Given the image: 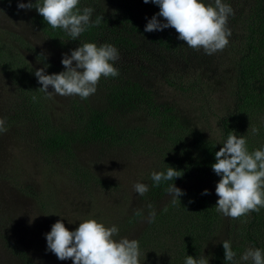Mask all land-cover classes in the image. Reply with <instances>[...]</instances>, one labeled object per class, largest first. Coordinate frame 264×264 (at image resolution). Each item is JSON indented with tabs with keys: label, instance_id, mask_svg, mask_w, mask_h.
Listing matches in <instances>:
<instances>
[{
	"label": "rangeland",
	"instance_id": "1",
	"mask_svg": "<svg viewBox=\"0 0 264 264\" xmlns=\"http://www.w3.org/2000/svg\"><path fill=\"white\" fill-rule=\"evenodd\" d=\"M256 0H223L234 10L228 19L227 27L231 30L228 46L214 55H206L203 49L197 51L178 40V61L164 60L162 57L155 65L169 68V81L161 74L162 69L150 66L138 67L130 65L122 72V83H140L150 91L152 106H166L171 109L181 124L189 131L197 132L219 148L225 141L222 138L219 118L232 112L236 100V71L241 49L245 38V24ZM28 3L29 0H0V36L5 39V32H12L35 47L53 66L62 68L64 54L70 56L71 51L51 44L32 19V10H19L17 3ZM35 4V0H31ZM105 10L125 8L133 12L149 13L154 16L159 7L143 3V0H97ZM205 5L214 0H201ZM143 42L144 38L138 36ZM22 56L36 70L42 69L41 62L31 53L21 51ZM156 59L157 53H149ZM174 67H170V65ZM75 66V62H73ZM46 74V73H45ZM40 85L39 88H41ZM16 86L0 69V118L5 119V132L0 133V264H21L18 256L11 248L18 246L35 264H72L71 260L61 261L48 252L45 234L57 221H62L69 231H75L79 223L95 219L105 227L116 226L119 229L114 239L137 240L150 224L148 214L152 209L156 212L172 198L150 197L148 192L141 197L133 189L136 183L149 186L152 172H159L158 154L149 147L135 150L130 146L108 144H80L76 147V160L80 166L89 170L92 179L84 180L76 175L74 169L62 167V161L53 157H44L38 146L37 128L30 123L20 107V93ZM35 92V90H32ZM30 94H35L34 92ZM49 91H53L51 86ZM26 94V92H21ZM45 102L51 120L56 125L70 128L73 120H69L71 106L74 101L104 108L106 96L97 86L95 94L81 100L79 96H59L49 98L39 91ZM148 106V104H147ZM149 108V106H148ZM110 122L120 128L141 130L144 140L150 146L159 142L157 125L149 115V110L140 108L128 113L114 112ZM69 120V121H68ZM177 120V121H178ZM257 121L264 124V114ZM65 123V124H60ZM54 124V125H55ZM264 148V140L253 146L252 151ZM86 179V178H85ZM215 182L194 183L190 187H204L215 193ZM218 198V197H217ZM219 199V198H218ZM140 212L141 215H136ZM239 219L223 216L222 228L209 241L205 255L211 256L217 245L231 240L238 245L237 232ZM258 229L264 231V219L258 223ZM255 248L245 242L239 251L236 261L239 264H252L241 261V255L248 249ZM139 264H161L156 256L147 253L139 255ZM209 264V263H208Z\"/></svg>",
	"mask_w": 264,
	"mask_h": 264
},
{
	"label": "trees",
	"instance_id": "2",
	"mask_svg": "<svg viewBox=\"0 0 264 264\" xmlns=\"http://www.w3.org/2000/svg\"><path fill=\"white\" fill-rule=\"evenodd\" d=\"M255 2L247 17L242 53L238 60L235 106L232 112L219 118L223 140L226 142L232 132L237 136H245L249 152H252L253 146L259 141L264 140V124L257 121L264 114V0ZM78 7L81 10L85 7L93 8L92 21L97 17L104 19L98 27H90L75 41L62 30H53L34 8L32 19L47 40L62 49L72 50L83 43L115 46L119 52V60L114 67L118 69L119 75L115 78L102 77L97 85L106 93L104 108L93 106L87 101L84 104L74 101L69 115V120H73L70 128L56 125L51 120L39 94L40 84L34 75L37 70L24 59L21 51L31 53L40 61L39 65L45 69L47 75L59 74L62 68L53 66L42 53L19 35L9 31L5 32L4 40L0 36V69L16 86L15 92L21 95L20 107L38 130L41 154L47 159L59 158L62 167L74 169L76 175L90 180L92 175L89 170L80 166L76 160L75 149L78 145H128L135 150L143 146L144 150L151 147L160 160L159 172H166L169 166L180 171L181 177L156 187L150 180L148 195L152 198H164L168 195L166 189L173 183L185 195L175 202L171 198L156 212L154 222H150L147 231L137 239L140 254L156 256L161 264H184L187 256L194 259L204 256L209 264H225L222 242L210 257L205 255L209 241L222 228L223 215L214 208L218 198L208 189L210 194L202 195L206 189L204 187H190L194 183L219 182L220 177L212 171L211 165L215 163V153L220 148L197 132L189 131L172 115L170 108L157 105L151 107L150 99L153 97L140 83L123 84L121 81L122 72L132 64L162 69V76L169 81L167 77L170 69L155 63L160 64L159 60L163 56L166 62L179 60L175 56L178 45L174 31L168 28L145 32V26L154 12L151 15L147 12L139 14L125 8L105 10L97 0H80ZM158 19L165 22L163 18ZM138 36L144 38L142 43L137 40ZM149 53H157L156 59H152ZM170 67L174 65L171 64ZM31 91L36 95L30 94ZM33 96L37 97L36 101L32 99ZM140 108L149 110V115L157 125L156 136L159 142L154 145L150 146L148 139L143 141L145 133L141 130L120 128L110 122V115L116 111L128 113ZM254 128L259 130L258 133H253ZM263 219L264 208L259 213L251 212L239 218L237 232L241 241L238 245L231 242L232 250L236 252V260L240 247L245 242L261 249L264 254V231L257 228ZM11 250L18 256L21 264H35L20 247L15 246Z\"/></svg>",
	"mask_w": 264,
	"mask_h": 264
},
{
	"label": "clouds",
	"instance_id": "3",
	"mask_svg": "<svg viewBox=\"0 0 264 264\" xmlns=\"http://www.w3.org/2000/svg\"><path fill=\"white\" fill-rule=\"evenodd\" d=\"M159 7V12L148 20L144 31L155 32L173 28L178 33V40L194 49H203L206 55H214L223 51L229 44L231 30L227 27L228 19L234 10L223 0H214L207 6L201 0H143ZM80 0H36L33 4L18 2V11L32 10L43 17L53 30L60 29L73 41L77 40L90 27H98L103 17L92 21L94 9L78 7ZM159 18H163L161 22ZM119 60L117 48L110 44L97 46L95 43H83L70 56L64 54L61 64L64 71L47 75L45 69L35 71L37 82L42 85L38 90L49 98L59 96H79L81 100L89 98L97 91L100 79L115 78L119 71L114 64ZM75 62V66H73ZM53 91H49V87ZM34 101L37 97L33 96ZM5 119L0 118V133L5 132ZM258 133V129H252ZM212 171L220 177L215 193L219 198L215 210L224 217L239 219L251 212L259 213L264 208V148L249 152L245 136H237L232 132L215 153ZM180 171L172 167L166 172H152L153 186L180 178ZM133 189L141 197L149 187L136 183ZM173 202L185 195L174 183L166 189ZM207 189L202 195H209ZM191 203V201H190ZM149 222H154L156 213L149 204ZM136 215H141L137 212ZM119 229L116 226L105 227L95 219L79 223L75 231H69L62 221L52 225L51 231L45 234L47 251L53 253L58 260H71L72 264H139V242L121 238L114 239ZM225 264H239L231 242H222ZM241 261L252 264H264V254L259 248H248L240 257ZM184 264H208L204 256L194 259L187 256Z\"/></svg>",
	"mask_w": 264,
	"mask_h": 264
}]
</instances>
